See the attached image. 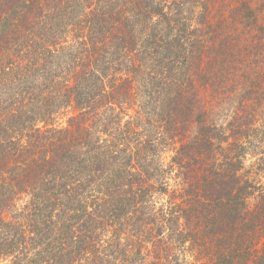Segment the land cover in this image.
<instances>
[{
  "label": "trees",
  "instance_id": "1",
  "mask_svg": "<svg viewBox=\"0 0 264 264\" xmlns=\"http://www.w3.org/2000/svg\"><path fill=\"white\" fill-rule=\"evenodd\" d=\"M0 264H264V0H0Z\"/></svg>",
  "mask_w": 264,
  "mask_h": 264
}]
</instances>
